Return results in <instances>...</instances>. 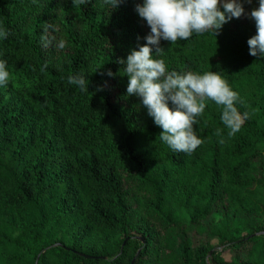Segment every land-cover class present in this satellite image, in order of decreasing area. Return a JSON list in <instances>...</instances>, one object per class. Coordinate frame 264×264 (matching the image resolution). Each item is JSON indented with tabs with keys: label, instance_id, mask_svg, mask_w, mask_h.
Instances as JSON below:
<instances>
[{
	"label": "trees",
	"instance_id": "obj_1",
	"mask_svg": "<svg viewBox=\"0 0 264 264\" xmlns=\"http://www.w3.org/2000/svg\"><path fill=\"white\" fill-rule=\"evenodd\" d=\"M240 2L245 13L259 6ZM138 3L0 0L10 74L0 87V264H264V234L251 236L264 231V57L247 44L255 21L161 39L160 55L153 47L168 71L218 72L248 113L229 136L222 106L206 99L194 125L203 142L185 154L126 91L118 60L150 32Z\"/></svg>",
	"mask_w": 264,
	"mask_h": 264
},
{
	"label": "clouds",
	"instance_id": "obj_2",
	"mask_svg": "<svg viewBox=\"0 0 264 264\" xmlns=\"http://www.w3.org/2000/svg\"><path fill=\"white\" fill-rule=\"evenodd\" d=\"M121 2L123 0H105L112 9ZM73 3L84 5L88 0H73ZM258 4L250 13H245L240 0H143L142 4H136L135 11L146 21L150 32L139 50H131L126 60L120 59L118 63L124 65L128 77L127 94L141 98L147 114L162 129L161 141L171 150L191 154L203 142L196 135L194 125L205 110L206 99L222 106L220 118L229 136L240 130L248 113L241 115L236 105L244 102L218 72L168 71L162 59L153 58V47L155 54L160 55L163 52L161 39L174 44L188 40L193 33L212 31L214 34L232 18L249 15L256 25V34L247 40L249 55L264 57V0H258ZM8 35L7 30L0 29V38L6 39ZM64 46L63 41L58 45ZM9 77L7 61L0 60V87L8 85ZM68 83L88 91V80L82 75H70Z\"/></svg>",
	"mask_w": 264,
	"mask_h": 264
},
{
	"label": "water",
	"instance_id": "obj_3",
	"mask_svg": "<svg viewBox=\"0 0 264 264\" xmlns=\"http://www.w3.org/2000/svg\"><path fill=\"white\" fill-rule=\"evenodd\" d=\"M258 234H264V231L263 232H260V233L253 234L251 236H255V235H258Z\"/></svg>",
	"mask_w": 264,
	"mask_h": 264
}]
</instances>
